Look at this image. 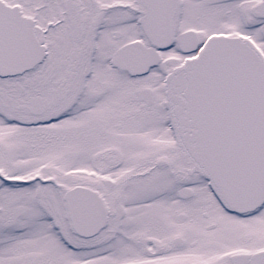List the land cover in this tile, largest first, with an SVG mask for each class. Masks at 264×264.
Instances as JSON below:
<instances>
[{"label":"snow or ice","instance_id":"1","mask_svg":"<svg viewBox=\"0 0 264 264\" xmlns=\"http://www.w3.org/2000/svg\"><path fill=\"white\" fill-rule=\"evenodd\" d=\"M0 264H264V0H0Z\"/></svg>","mask_w":264,"mask_h":264}]
</instances>
